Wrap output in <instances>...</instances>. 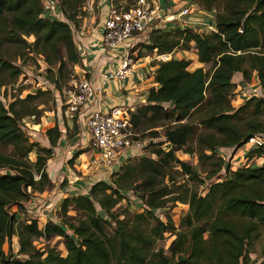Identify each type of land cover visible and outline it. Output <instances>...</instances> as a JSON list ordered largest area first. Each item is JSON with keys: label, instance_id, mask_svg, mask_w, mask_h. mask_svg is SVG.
I'll list each match as a JSON object with an SVG mask.
<instances>
[{"label": "trees", "instance_id": "1", "mask_svg": "<svg viewBox=\"0 0 264 264\" xmlns=\"http://www.w3.org/2000/svg\"><path fill=\"white\" fill-rule=\"evenodd\" d=\"M57 1L66 21L40 17V0H0V24L8 20L9 31L27 53L42 57L47 67L45 77L60 90L61 68L80 62L71 25L77 24L76 7L81 0ZM191 2L207 10L215 8L214 31L154 30L148 43L140 45L156 54L187 51L192 46L196 60L208 66L207 70H189L190 60L184 58L152 63L156 65L153 81L158 87L147 90L146 104L130 113V121L135 125L138 115L146 112L166 119L162 143L167 146L152 150L154 158H127L110 175L109 182L96 181L85 194L64 195L41 227V217L25 215L18 220L8 208L22 205L25 213L22 201L32 198L33 191L38 194L52 189L45 163L61 133L54 123L44 134L49 147H41L30 142L20 128L24 118L41 113L31 103L41 91L27 93L6 106L0 101V147L6 150L0 149V169H6L0 172V264H246V244L256 236L257 225L264 226V146L247 153V157L262 158L259 167L230 170L216 152L218 148L233 151L244 138L264 133V0ZM26 35L33 37L30 44L22 39ZM0 66L13 80L19 74L18 67L8 61L0 60ZM51 67L55 77L50 75ZM235 72L241 75V85L247 84L254 73L262 97L249 96L233 108L230 95ZM162 102H169L171 107L163 108ZM193 115L197 116L195 122L190 121ZM71 121L72 132L67 136L76 133V114ZM197 125L203 131L196 130ZM31 150L35 152L33 162L27 160ZM176 151L196 155L200 171L178 159ZM176 167L196 183L176 184L171 176L165 183V177ZM221 168L226 177L210 182L206 192L199 195L197 185ZM128 190L136 193L146 207L141 212H115ZM176 201L187 204V211L166 253L162 249L153 252L150 248L155 239L174 227L170 218L163 222L152 210ZM13 235L17 249L12 255L3 251L2 244ZM53 237L61 238L64 256L52 246L37 248L33 244L35 239L48 241Z\"/></svg>", "mask_w": 264, "mask_h": 264}, {"label": "built area", "instance_id": "2", "mask_svg": "<svg viewBox=\"0 0 264 264\" xmlns=\"http://www.w3.org/2000/svg\"><path fill=\"white\" fill-rule=\"evenodd\" d=\"M40 5L42 11L40 17L66 21L57 0H40ZM111 5L105 10L101 19L100 44L103 55L107 57L106 63L111 64L114 60L117 62L102 73V80L120 79L131 74L137 59V51L141 44L148 43L149 34L154 30L164 32V27L167 30L165 32L171 31L172 28H175L172 25H175L176 22L185 26V19L197 7L190 0H132L124 6L116 3ZM83 10L86 13H92L94 11L92 1L86 2L85 6L82 7ZM170 25L172 26L171 29L168 28ZM183 26L180 29H190ZM207 29L209 30L208 33L215 30L213 24L212 27H207ZM116 49L118 51L114 52ZM171 54L172 52L155 54V58L159 61H166ZM79 56L81 60L83 56ZM41 58L40 55L34 56L33 67L22 64L15 65L19 69V74L15 80L7 85L0 86V101L4 106L14 98H23L25 94L34 93V91L57 92L53 83L45 77L47 67ZM79 66L78 72L73 71L67 83L65 107H61L63 106L62 102H59L60 108L57 109H64L70 118L74 114H76V119L79 116H85L83 124L87 132V146L94 153L93 161H96V165H121L128 158L129 147L133 142L130 121L131 110L120 105L111 106L105 110H91L95 89L90 78L86 77L85 63L83 64L80 61ZM149 71L145 70V73H149ZM247 89H245L247 97H262L260 89H249V92H247ZM242 145L247 148L245 154L253 148L264 146V133L248 136ZM218 152L222 157L220 148ZM231 160H233V157ZM219 180L221 179L218 175L212 176L208 181L205 180L202 183L201 190L208 186L210 182ZM203 191L205 192L206 189ZM65 192V189H60L57 194L44 191L41 194L32 196L27 201L30 202V207H34L31 211L32 216L39 218L43 216V213L51 214L54 211V206L58 204ZM130 193L133 198H137L136 193ZM137 200L140 207L136 211L142 210L144 204L139 198ZM158 218L161 221L163 220L161 216Z\"/></svg>", "mask_w": 264, "mask_h": 264}, {"label": "rangeland", "instance_id": "3", "mask_svg": "<svg viewBox=\"0 0 264 264\" xmlns=\"http://www.w3.org/2000/svg\"><path fill=\"white\" fill-rule=\"evenodd\" d=\"M88 1H92V7H93V12L97 13V3H105V1H109L110 4H119V5H125L128 3L126 0H105L104 2L101 0H81V3L78 4V7H76L77 10V15L75 16V20L80 19L83 15L87 14L86 11H82V7L85 6V3ZM115 1V3H113ZM194 2V0H191ZM195 4V3H194ZM111 5V6H112ZM194 6H197L196 4ZM61 10V9H60ZM210 11V12H208ZM212 12L213 14L215 13V8H211L209 10L204 9L200 6H197L195 11L192 12L189 17L185 19V26L181 25L180 23L176 22L174 26L175 28L171 29V25L168 26L169 29H171L170 32L175 31V30H182L180 29L182 26L186 28H190L192 31L195 32H202V33H208V25L207 23H213V18H212ZM91 14V13H90ZM197 21L199 23H197ZM9 23L8 20H5L3 24H0V60L3 61H8L12 65H28L30 67H33L34 64V56L31 53H27L26 48H23L22 42L19 40H16L15 37L13 36L14 34L10 32L9 28L10 26L7 25ZM70 23V22H68ZM71 25V24H70ZM166 26V24H165ZM72 27V25H71ZM165 31L166 27H164ZM164 31V32H165ZM22 39L25 41L26 44H30L33 41V37L31 35H26L23 36ZM176 50V49H175ZM171 53V52H170ZM194 53L193 50L188 49L187 52L184 54L185 57L189 60V58H193L192 54ZM145 56H149L147 60H149V63L151 64L152 62H157L155 58V55H151V53H148V51H145ZM158 55V54H156ZM101 60L104 61V63L107 62V57L104 55H101ZM180 53H175L172 52L170 55L169 59H180ZM42 59V58H41ZM52 68V67H51ZM208 66L205 68L202 67L203 70H207ZM73 73V66L69 64H65L61 68V72L58 75V83L59 85L61 84V89L57 90L56 93H51L50 91H41V94H38V96L31 102L33 106H36V109L40 110L41 113L39 116H36L34 118H24L22 122H20V128L24 132V134L27 136L28 140L30 142H37L40 145L41 139L43 138V134H45V126L44 121L48 116L52 117V122L56 123V116H55V110L56 108H60L59 102H62L61 107H65L64 101L66 100V95L65 91H67L68 85L67 83L70 80V77ZM55 69L53 68L50 70V75L55 77ZM49 75V73H48ZM13 78H11V75L8 70L3 69L0 66V85H7L11 82H13ZM249 83L245 85H241L240 87H234L231 95H230V105L233 108L239 107L244 100L247 98L246 95V90L247 89L249 92V89H252L254 86L250 84L251 87H249ZM56 85V84H55ZM248 85V86H247ZM37 91H34V93ZM30 93V94H34ZM26 95V94H25ZM25 97V96H24ZM16 99V98H14ZM19 99V98H18ZM22 99V98H20ZM146 102V101H145ZM140 104L138 107H142L146 103ZM197 116L193 115L190 119L191 122L196 121ZM40 123V124H39ZM43 123V124H41ZM39 124V125H37ZM168 122L166 119H158L154 118L150 112H146L144 115L139 116L135 125L132 126V144L129 147L130 150L128 151V158L131 157H136V156H151L154 158V155L151 153L152 150L156 149L157 147H160L164 150V148L167 146L165 145L164 142V137H163V131L166 127ZM81 127V126H80ZM82 127L84 128V124H82ZM44 129V130H43ZM79 129V128H78ZM199 130L200 132L203 131L198 125L196 126V130ZM43 130V131H42ZM72 131V130H71ZM83 131V130H81ZM84 132V131H83ZM66 134V133H65ZM157 143H161L160 146L157 145ZM41 146V145H40ZM171 146V145H170ZM44 147V146H41ZM248 147V146H246ZM0 149L5 150V148L0 147ZM8 149V148H7ZM246 149L243 145H241L238 149L235 150H230L227 149L231 155L233 154V160H231V155L229 156L228 154L225 156L224 162L227 164V167L230 170H234L237 167L241 166H253L255 165L256 167H259L258 165L260 164V161H258L255 156L247 157ZM6 151V150H5ZM8 151V150H7ZM219 148L217 149V154H219ZM226 151V150H224ZM232 151V152H231ZM227 152V153H228ZM182 153L181 151H176L175 155L176 157L182 158ZM245 155V156H244ZM94 156V155H93ZM93 156H91L93 158ZM179 156V157H178ZM221 157V156H220ZM35 158V152L34 150H31L27 154V160L29 162H33ZM89 159V158H88ZM91 159V158H90ZM126 160V159H125ZM124 160V161H125ZM92 161V159L90 160ZM192 169H195L197 171H200V166L197 162L196 155H188L184 160ZM96 162V161H95ZM261 165V164H260ZM0 172H6V169H0ZM204 174L200 173V176L203 177ZM215 175H218L220 179H224L226 177V173L224 172L223 169L218 171ZM172 177L175 183H184L187 182L189 185H192V183H196L195 181L187 180V177L183 174L180 173V169L178 167L175 168V170H172V172L169 173L168 177H165L164 182L168 183L167 180L169 177ZM34 178H37V176H34ZM110 179V177H109ZM210 179V178H209ZM205 179V180H209ZM204 180V181H205ZM109 182V180H108ZM194 185V184H193ZM201 185H197V193L199 195H203L205 192L203 191L204 189L207 190L206 186L203 190H201ZM46 188V186H45ZM37 193V191H33ZM79 192V191H78ZM132 190H128L123 193L124 199L120 200V202L115 206V212H121L123 209H127L128 212L134 213L140 207L137 198H133V195L130 193ZM204 192V193H203ZM32 194V196L35 195ZM85 194V193H75V192H65V195L69 194ZM133 193V192H132ZM41 194V193H38ZM23 206L25 208V213L22 205L21 207L19 206H11L8 208V211L12 214H15L16 218L18 220H22L25 215L28 217L32 215V210L34 207H30V202H27L26 200L22 201ZM27 203V204H25ZM25 204V205H24ZM30 208H33L30 210ZM144 207L143 209H145ZM142 209V210H143ZM142 210L136 211L137 213L141 212ZM153 215L158 218L161 216L163 218V222H166L167 217L170 218V221L174 227V230H168L165 231L161 234L160 237L156 238L152 247L150 248L151 251L156 252L158 249H162L164 253H166V248L169 244V242L174 238V231L178 229L179 227V221L181 217L186 213L187 211V204L176 201L174 203L168 202L164 207L160 208H155L152 210ZM69 214H72V212H69ZM159 219V218H158ZM113 225V224H112ZM257 234L254 237V239L251 240L248 244H246V252L248 255V260L246 264H264V226L261 224L257 225ZM205 237V234H204ZM15 236H11L9 240L5 241L2 244V249L5 253L10 252L12 255L15 253L12 243L14 240ZM33 244L37 248L44 247L45 245H49L54 247L62 256L66 254V251L63 247V244L61 242V238L59 237H53L49 239L48 241H44L41 238L35 239L33 241ZM19 258H24V256H21Z\"/></svg>", "mask_w": 264, "mask_h": 264}, {"label": "crops", "instance_id": "4", "mask_svg": "<svg viewBox=\"0 0 264 264\" xmlns=\"http://www.w3.org/2000/svg\"><path fill=\"white\" fill-rule=\"evenodd\" d=\"M101 1L104 2L105 0ZM109 6V1H105V3L98 2L96 7L97 13H87L80 17V19L77 20L76 26L71 27L72 37L79 55L83 56L80 61L83 64L85 63L87 76L90 78L92 86L95 89L93 96L94 102L90 109L105 110L111 106L120 105L128 107L131 112H133L140 104L145 102L147 90L150 87H153L154 89L158 87V85L153 81V72L156 68V65H153V62L151 64L149 63V60L147 59L150 57L145 56V50L140 48L141 56L137 55L133 72L131 74L120 79H101L102 73L109 69L111 65H115L117 62L114 60L111 64H107L104 63L100 57L103 55L100 44L102 30L101 19L105 13V10ZM212 15V24L214 25L213 12ZM197 23L199 22L197 21ZM191 49H193L192 46ZM117 51V49L114 50V52ZM154 51L151 52V55L153 54V56L156 54ZM174 51L175 53H180V58L187 59V57L184 56V54L187 52L186 50L176 49ZM192 55L193 58H189L190 64L188 69L193 70L197 67H204L203 64L196 60L195 53ZM79 67V64L74 65L73 71L78 72ZM145 70L150 71L149 73H145ZM231 81L237 88L240 87L242 84L240 73L235 72L232 75ZM249 82V87H251L250 84L254 86L252 89H260L254 73L251 75ZM161 106L166 108L171 107V104L169 102H162ZM55 116L57 118L56 124L61 134L57 138L55 146L52 147L51 156L46 160L45 163V172L47 173V176L53 185L49 192L57 194L60 189H65L67 192L87 193L89 186L92 183L99 180L108 182L110 175L117 171L120 164L109 166L102 164L96 165V163L93 161L94 159L91 156H93L94 153L87 146V132L82 127L85 116L77 117L76 133L69 136L65 134H70L72 132V121L68 113L65 112L64 109L56 108ZM53 124L54 123L52 122L51 116H48L44 121L46 129L53 126ZM40 145L49 147L44 134ZM220 149L222 152V157H224L226 154L231 155V153L227 151L228 148ZM78 151H80L79 154H77ZM187 156L188 154L182 153V158L179 159L184 160ZM90 158L92 161H90ZM256 159L260 161L261 164L262 158L257 157ZM56 209L57 205L54 206L53 212H55ZM52 213H43V216L39 218V227L43 225L48 217H52ZM12 246L14 250L17 249L16 237L13 240Z\"/></svg>", "mask_w": 264, "mask_h": 264}, {"label": "bare ground", "instance_id": "5", "mask_svg": "<svg viewBox=\"0 0 264 264\" xmlns=\"http://www.w3.org/2000/svg\"><path fill=\"white\" fill-rule=\"evenodd\" d=\"M207 25H208V27H212V23L210 24V23H207Z\"/></svg>", "mask_w": 264, "mask_h": 264}, {"label": "water", "instance_id": "6", "mask_svg": "<svg viewBox=\"0 0 264 264\" xmlns=\"http://www.w3.org/2000/svg\"><path fill=\"white\" fill-rule=\"evenodd\" d=\"M248 137L244 138L242 142H245V140L247 139Z\"/></svg>", "mask_w": 264, "mask_h": 264}]
</instances>
